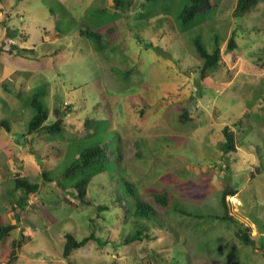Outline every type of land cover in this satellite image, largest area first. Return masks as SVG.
<instances>
[{
    "label": "rangeland",
    "instance_id": "rangeland-1",
    "mask_svg": "<svg viewBox=\"0 0 264 264\" xmlns=\"http://www.w3.org/2000/svg\"><path fill=\"white\" fill-rule=\"evenodd\" d=\"M213 1L183 24L178 13L188 0H132L124 11L113 0H0V45L18 47L0 57V119L10 126L0 125V222H17L0 240V264H264V1L241 15L237 0ZM108 23L117 27L108 49L80 33ZM216 37L220 58L201 73L194 40L211 50ZM34 92L46 122L54 107L64 110L60 131L26 132ZM225 125L237 151L222 155ZM95 144L107 151L109 168L63 177ZM17 174L39 188L13 208ZM121 175L163 219L142 218L149 237L130 243L124 238L136 225L118 203L131 206ZM225 183L237 189L227 197L233 221L214 217L223 212ZM163 190L168 205L154 199ZM239 226H250L253 245L236 236ZM66 231L77 239L95 231L107 242L89 240L65 259ZM12 241L20 242L14 259Z\"/></svg>",
    "mask_w": 264,
    "mask_h": 264
},
{
    "label": "trees",
    "instance_id": "trees-1",
    "mask_svg": "<svg viewBox=\"0 0 264 264\" xmlns=\"http://www.w3.org/2000/svg\"><path fill=\"white\" fill-rule=\"evenodd\" d=\"M259 1H264V0H237L236 5L234 7V13L236 15H241ZM131 3L132 0H113L114 8L121 11H124L128 7H130ZM214 5L215 2L213 0H188L187 4H185L182 7L181 11L178 13L180 22L183 24L188 23L189 21H192L195 18L197 13H206L209 10H211V8ZM14 32L15 30L8 32V38H12L13 36H15ZM80 33L84 34V36H86L93 42V46L95 47V49L105 50L108 49L109 46L113 44V42H115L117 27L114 23L113 24L108 23L99 30H88V31L81 30ZM194 43H195L196 51L202 58L201 73H203L206 69H209L217 64V61L220 58L219 42L216 37L214 45L211 48V50L206 48L204 44H202L201 41L198 40V38L194 40ZM235 46H236V42L234 39V33H232L227 40V47L231 49L234 48ZM12 48H18V47L13 43H10V45L8 46H5V44L0 45V56L3 50H6L7 52L11 53L13 50ZM28 50L33 51L32 49H26L25 51ZM25 51L21 49L20 52H25ZM29 105L31 106L33 113L27 121L26 132L28 134L53 133L56 131H60L62 129L64 122L63 115L65 113L63 109H60V107H54L52 109V112L54 114V119L50 122H46L48 119V110L45 104L43 103V101L40 99L38 92H34L33 94L30 95ZM66 106L67 109L71 107L69 106V103ZM188 112H189L188 109L182 107V112L179 115V119L181 121H186L190 119V117L188 116ZM0 125L4 126L7 130L10 129L9 123L5 119H0ZM221 131H222L223 139L219 142V148L222 151V155H225L226 153L230 154L232 152L237 151L235 131H233V129L230 128L228 125L223 126ZM107 160H109L107 151H105L99 144L87 146L84 149H82L76 157H74V160H72L67 167L64 168L62 175L63 177H67L75 169L83 168L84 166H87L89 168H96L102 165L109 168L108 165H105L103 163ZM42 175L43 177L49 179L47 172L45 170H42ZM60 181L61 179L59 180V182ZM119 184H120L119 188L128 197L127 199L129 200L131 206H129L128 203L124 202V200H121L118 203L124 206L125 209L128 208V212H132V216L134 217V223L136 225L135 230L131 234H127L125 236L124 242L130 243L134 240L142 239L143 236L149 237V234L147 233V229H148L147 225L143 223L141 219L145 218L152 222H156V219L158 220V217L161 218V216L157 213L155 208L150 203L143 200V198L140 196L138 192V189L135 187L131 179L125 177V175H121L119 177ZM73 186L76 188L75 190L78 193L79 199L83 201L84 196L86 194V189L83 186L82 180L75 181L73 183ZM13 188L20 189L21 195L18 196L15 204L12 205V207L20 208L22 207L24 201L27 199V196L34 194L38 190L39 183L35 181H30L24 175L17 174L14 177ZM236 192L237 189L235 187L231 186L229 183H225L220 193V203L223 206V212L221 214H214V217L220 219H229L231 221L234 220L232 218L233 216L229 213L227 197L229 195L235 194ZM231 197L233 198V196ZM154 199L163 205H168L171 200L166 190L154 193ZM16 226H17V222L14 223L0 222V240L6 238L9 235L10 231L13 230ZM250 230H251L250 226H244V227L239 226L235 230V234L239 238V240L242 241L244 244L253 245L255 243V240L252 237H250ZM89 240H94L99 244H105L107 242V240L96 235L95 231H92L82 236L79 239H77L72 233L66 231L64 233V245L61 253L62 258L68 259V256L73 249L85 245ZM19 243L20 242L12 241V248L11 251L9 252L10 259L16 258L15 247Z\"/></svg>",
    "mask_w": 264,
    "mask_h": 264
},
{
    "label": "crops",
    "instance_id": "crops-1",
    "mask_svg": "<svg viewBox=\"0 0 264 264\" xmlns=\"http://www.w3.org/2000/svg\"><path fill=\"white\" fill-rule=\"evenodd\" d=\"M0 13H1V12H0ZM0 57H1V56H0ZM17 89H18V88H16V92H17ZM16 92H15V94H17ZM3 100H4V99H3ZM29 134H30V133H29ZM28 140H30V139L28 138ZM0 145H1V140H0ZM0 147H1V146H0ZM14 222H16V221H14ZM14 222L11 221V223H14Z\"/></svg>",
    "mask_w": 264,
    "mask_h": 264
}]
</instances>
